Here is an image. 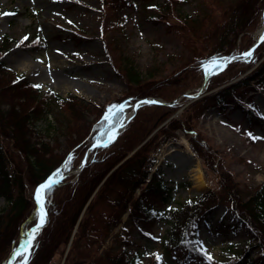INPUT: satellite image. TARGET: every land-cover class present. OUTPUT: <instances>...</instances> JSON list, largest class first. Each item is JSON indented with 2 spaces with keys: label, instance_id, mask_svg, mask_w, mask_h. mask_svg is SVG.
<instances>
[{
  "label": "rangeland",
  "instance_id": "374dc122",
  "mask_svg": "<svg viewBox=\"0 0 264 264\" xmlns=\"http://www.w3.org/2000/svg\"><path fill=\"white\" fill-rule=\"evenodd\" d=\"M109 1H112L114 10L110 4L105 13V10L101 12L103 7L100 0H0V44L5 36L13 40L11 48L1 53L0 59L15 73L16 78L24 76L43 90H53L63 97L73 96L75 100H82L78 108L80 111L76 109V114L85 116L82 123L87 121L88 126L99 110L104 108L109 123L104 129V138L98 142H104L108 137L111 141L108 145L115 143L124 131L130 121L125 123L124 118L132 113L137 102L146 98L168 103L175 101L173 113L154 130L149 137L151 141L144 146L150 151L148 180L159 171L168 185L174 188L165 207H178L188 200L217 191L224 183L230 184V188L226 189L230 194L236 193L242 200L250 197L264 183V87L254 83L243 86L235 91L226 105L215 104L209 97L250 73L264 60V55H261L264 40L260 43V51H256L261 55L256 65L250 67L253 60L257 59L254 54L250 58L243 55L251 50L259 38L264 11L262 17L255 14L263 2L255 1L252 13L246 8L248 12L245 18L249 24L255 18L254 28L249 35L235 36L228 35L226 28L231 21L229 7L237 0H127V4L120 8L115 6L117 0ZM161 14L163 17L168 16L163 19L160 18ZM247 40H251V48L242 51L247 46ZM222 51L233 55L217 57ZM126 65L142 72L144 77L154 76V80L170 78V81L179 82L177 84L196 87L178 95L171 102L162 97H146L130 104L124 100L129 89L124 78L123 68H127ZM198 67L203 76L197 83L192 77L197 76ZM183 69L187 71L178 81L174 79L183 73ZM241 69H247V72L239 76ZM24 92L21 87L2 90V108L9 110L12 105L14 107L26 99L35 98ZM122 104L123 110L113 107ZM15 109L19 110L18 107ZM93 110L96 115L92 114ZM56 111L49 114L47 120L25 125L33 143L48 142V148L52 149L50 158L53 160L59 159L70 144L66 132L58 134L57 130L53 132L48 127L49 122L56 127L53 120ZM78 119L76 117V121ZM175 119L178 120L175 130L177 137L169 140L163 127L168 128ZM112 124H115L114 132ZM74 134L77 138L79 131L70 134V139H75ZM112 136L114 138L110 139ZM6 141L12 147V141ZM158 142L159 145L153 150L152 147ZM171 149L175 152L167 155L166 152ZM134 152L110 170L93 196L112 173L130 162ZM81 164L70 172L76 179L81 172L77 171ZM195 166L202 169L204 187L196 186L192 180L190 170ZM25 184L26 197L30 202H36L38 187L33 197V187L26 181ZM118 189H107L110 200L113 194H118ZM143 189L137 188L134 198ZM4 205L5 200L0 198V210ZM226 207L224 203L218 204L207 216L208 223L201 225L202 249L218 261L237 258L250 243L245 229H232L229 226L233 221ZM100 210L102 213L111 211L109 201H101L98 206ZM127 218L128 214L125 213L123 222ZM47 219L48 224V212ZM127 227L124 232L121 227L116 229L125 233L124 238L127 240L126 248L120 247L119 250L115 249L116 252L123 253L125 250L130 261L147 264L156 251L161 253L160 241L170 225L156 222L143 230L131 225ZM42 230L32 242L26 264ZM75 231L76 227L73 235ZM71 244L70 241L63 257L55 259L56 263L66 262ZM107 247L108 244L103 246L99 254ZM250 253L253 258L257 257L252 250ZM163 264L177 263L164 257Z\"/></svg>",
  "mask_w": 264,
  "mask_h": 264
},
{
  "label": "trees",
  "instance_id": "16d2710c",
  "mask_svg": "<svg viewBox=\"0 0 264 264\" xmlns=\"http://www.w3.org/2000/svg\"><path fill=\"white\" fill-rule=\"evenodd\" d=\"M100 1L103 7L101 12L105 10L106 13V8L110 4L114 10L112 1ZM255 1L258 0H237L229 7L231 21L226 28L228 35H249L254 28L252 26L255 18L249 24L245 13L248 12L246 8L252 13ZM260 2H263L262 6L258 7L255 16L262 17L264 0ZM126 4L127 0H117L115 6L120 8ZM166 16L163 17L161 14L160 18L165 19ZM12 42L10 37L3 38L0 55L11 48ZM261 44L254 52L261 49ZM246 45L242 51L251 48V40H247ZM262 54L264 55V51ZM225 55L233 54H225L222 51L217 57L223 58ZM261 55H258V52L254 53L257 59L253 60L250 67L256 65ZM126 67L123 68L124 78L129 89L124 100L130 104H135L139 99L146 97H162L171 102L178 95L196 87L177 84L179 82L170 81V78L154 80V76L144 77L142 72L131 68V65ZM198 69L201 74L196 70L199 75L192 77L197 83L203 76L202 70L199 67ZM186 71L181 70L183 73L179 75L177 73L178 76L174 79L178 81ZM240 71L239 76L244 75L247 69ZM15 76L0 59V92L21 87L25 91L23 94L35 96L14 107L12 105L9 110L3 109L0 104V198L6 202L0 210V264H7L20 245L22 237L38 222L37 205L26 197L25 181L33 187L34 197L35 189L49 178L65 175L77 168L83 162L88 149L104 138L106 125L109 123L103 118L105 109L101 108L97 117L88 126L87 121L82 123L85 116L76 114L82 100H75L73 96L63 97L53 90H43L40 86L35 87L36 84L24 76L20 78ZM251 83L264 87V60L238 81L213 92L209 99L215 104L226 105L231 101L235 91ZM17 107L18 111L15 109ZM172 108L173 106L160 104L141 106L115 143L98 146L92 150L77 179L72 174L66 175L60 182L46 190L45 208L49 214V223L38 236L27 264H59L55 259L63 257L70 241L72 244L64 264H135L127 258L125 250L123 253L116 252L120 247L125 249L127 245L125 233L116 229L121 227L123 231L129 225L144 229L156 222H166L170 227L160 241L161 253L156 252L147 264H163L164 257L171 258L177 264H264V183L255 189L250 197L243 200L236 193L232 195L229 190L226 191L230 184L224 183L217 191L188 200L178 207L167 208L165 204L174 188L168 185L159 171L148 180L150 151L144 146L151 141L149 137L154 130L173 113ZM65 109L69 111L65 112ZM54 110H57L53 119L56 127L50 122L48 127L53 132L57 130L58 134L66 132L70 140V144L57 160L50 158L52 149L48 148V142L33 143L25 127L29 122L47 120L48 115ZM92 114L97 113L94 111ZM76 117L79 118L77 121ZM177 122L175 119L168 128L163 127L167 139L177 137L175 134ZM75 130L79 131L77 138L74 134L75 139H70L69 135ZM6 140L12 141V147ZM159 143H155L152 149L154 150ZM133 151L135 152L130 162L126 166L121 165L112 173L93 196L110 170ZM110 187L114 190L120 188L117 195L113 194L112 200L107 193ZM142 187L144 189L137 198H134L137 188ZM101 201H109L112 210L105 213L98 211ZM221 203L226 204L227 213L233 221L229 226L232 229H245L250 242L237 258L228 261L215 260L200 244L202 223L207 222V216ZM125 213L128 214V218L123 222ZM126 234L128 235V232ZM106 244L107 249L99 254ZM250 250L258 254L257 258H253Z\"/></svg>",
  "mask_w": 264,
  "mask_h": 264
},
{
  "label": "water",
  "instance_id": "95a60500",
  "mask_svg": "<svg viewBox=\"0 0 264 264\" xmlns=\"http://www.w3.org/2000/svg\"><path fill=\"white\" fill-rule=\"evenodd\" d=\"M263 40H264V32H263L262 36H261L260 38L257 39V41L255 42L254 46L251 48L250 51H251L252 54H251V56H249V58L252 57L255 48H256V47H257V46H258ZM232 60H234V58L231 59V60H229L228 62H226V63H225V66H224L223 68H225V67L228 65V63L231 62ZM150 100H155V101H157V103H155V104H160V105H167V106H169V105H173V104H174V102L168 103V102H165V101H162V100H159V99H154V98H146V99H143V100L137 102V103L134 105V107H133V111H132V113L130 114V116L125 120V123H127V122L130 120V118H131L132 116L135 115L136 111H137L141 106H143V105H145V104H150V103H143L144 101H150ZM125 123H123L122 126H124ZM120 128H121V127H120ZM119 132H120V131H119ZM119 132H117V133H119ZM109 142H110V141H109V138L107 137L106 140H105L104 142L93 144V145L89 148L88 152L86 153V156H85V158H84L82 164L80 165V167L77 169V171L81 170V168L86 164L89 154L91 153V151H92L95 147L102 146V145L105 146V145L109 144ZM68 174H70V172L67 173V174H65V175H63V176H60V177H57V178H53V179H55V180L57 181L56 183H58L59 181H61V180H62L66 175H68ZM48 181H49V180H47V181H46L45 183H43L42 185L46 184ZM56 183H54V184H56ZM39 188H40V187H39ZM46 190H47V189L42 190V194H41V195H42L43 206H44V194H45V191H46ZM36 203H37L38 209H39V211H40L41 202H38V201H37V197H36ZM47 220H48V219H47ZM38 225H40V217H39L38 223H37L32 229H34V228H38ZM46 225H47V222H45L41 227H39L40 230H39V232L36 234V236L41 232L42 228L45 227ZM32 229H31V230H32ZM17 250H19L21 253H23V252L25 251L24 249H21L20 246L15 250V252H16ZM15 252H14V253H15ZM14 253H13V255L10 257V260H9L8 264H10V263H11V260L14 258V256H15Z\"/></svg>",
  "mask_w": 264,
  "mask_h": 264
},
{
  "label": "bare ground",
  "instance_id": "6f19581e",
  "mask_svg": "<svg viewBox=\"0 0 264 264\" xmlns=\"http://www.w3.org/2000/svg\"><path fill=\"white\" fill-rule=\"evenodd\" d=\"M263 32H264V20H263L262 27L259 30V38L262 36ZM202 90H203V88L200 89V93H202L201 92ZM187 151L190 152V148L188 146H187ZM174 152H175V150L171 149L170 151H168L166 153L168 155V154H171ZM190 172H191L192 180H193L194 184L198 187H204L205 184H204L202 169L200 167L195 166V167L191 168ZM41 203L43 204V201H41ZM39 214H40V219H41V206H40V213ZM43 214H44V223H45L47 221V213H46L44 207H43ZM34 229H37V231L35 233H33V229L30 230L22 241V244H23L26 241L30 240V246L28 247L27 251H24L22 253V255H15L14 258L11 260L10 264H24V261H25L26 257L28 256L29 249L32 245V242H33L36 234L40 230V228H34Z\"/></svg>",
  "mask_w": 264,
  "mask_h": 264
},
{
  "label": "snow or ice",
  "instance_id": "6c2138e0",
  "mask_svg": "<svg viewBox=\"0 0 264 264\" xmlns=\"http://www.w3.org/2000/svg\"><path fill=\"white\" fill-rule=\"evenodd\" d=\"M5 15H8V13H5ZM25 39H27V37H25ZM251 54H252L251 51H249V52L244 53L243 55L244 56H251ZM213 61H215V58H213ZM35 87H39V85H36ZM143 103L155 104V103H157V101L150 100V101H144ZM113 107H118L121 110H123L124 105L122 104V105L113 106ZM109 111H111V109ZM104 119L107 121L109 119L108 115H106ZM114 128H115V126L113 125V132H114ZM112 138H114V136L110 137V139H112ZM56 182L57 181L55 179L50 178L49 181L46 184L41 185L40 188H38V190H37V201L38 202H41L42 201V195H41L42 194V190H44V189H50L52 187V185L54 183H56ZM43 223H44V214H43V204L41 203V219H40V225H38V228L41 227L43 225ZM36 231H37V229H33V233H35ZM29 246H30V240L29 241H26L23 244H21L20 245V248L21 249H24L25 251H27V249H28ZM14 255H22V253L19 250H17L14 253ZM25 264H26V261H25Z\"/></svg>",
  "mask_w": 264,
  "mask_h": 264
}]
</instances>
